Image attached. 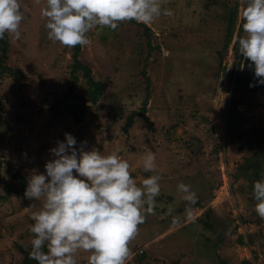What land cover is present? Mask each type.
<instances>
[{
	"label": "rangeland",
	"instance_id": "1",
	"mask_svg": "<svg viewBox=\"0 0 264 264\" xmlns=\"http://www.w3.org/2000/svg\"><path fill=\"white\" fill-rule=\"evenodd\" d=\"M20 3V37L0 39V264H37L29 226L39 202L24 190L65 132L128 160L138 185L161 177L125 264H264L252 197L264 179V85L250 87L252 70L241 69V0H161L172 15L96 27L73 48L48 39L44 0ZM149 150L156 173L139 162Z\"/></svg>",
	"mask_w": 264,
	"mask_h": 264
},
{
	"label": "clouds",
	"instance_id": "2",
	"mask_svg": "<svg viewBox=\"0 0 264 264\" xmlns=\"http://www.w3.org/2000/svg\"><path fill=\"white\" fill-rule=\"evenodd\" d=\"M40 14L48 39L73 48L88 45V33L96 27L116 29L133 20L148 25L172 11L162 8L161 0H44ZM239 18L241 69L252 70L250 87L264 85V0H241ZM23 19L20 0H0V39L6 33L18 39ZM86 145V140L78 143L65 132L64 139L49 148L44 171L33 169L27 177L24 197L39 202L29 226V257L37 264H78L81 251L89 253L87 264H125L129 242L155 210L161 177L154 152L149 150L139 162L144 171L156 174L138 185L128 160L95 147L86 150ZM177 188L184 200L196 203L190 185L181 181ZM252 197L257 215L264 219V179L253 182Z\"/></svg>",
	"mask_w": 264,
	"mask_h": 264
},
{
	"label": "trees",
	"instance_id": "3",
	"mask_svg": "<svg viewBox=\"0 0 264 264\" xmlns=\"http://www.w3.org/2000/svg\"><path fill=\"white\" fill-rule=\"evenodd\" d=\"M74 116L78 121L81 120V116H79L78 112H74Z\"/></svg>",
	"mask_w": 264,
	"mask_h": 264
}]
</instances>
